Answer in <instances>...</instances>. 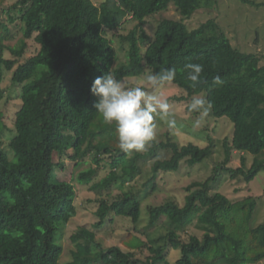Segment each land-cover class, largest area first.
<instances>
[{"label": "trees", "instance_id": "16d2710c", "mask_svg": "<svg viewBox=\"0 0 264 264\" xmlns=\"http://www.w3.org/2000/svg\"><path fill=\"white\" fill-rule=\"evenodd\" d=\"M5 2L0 0V101L9 71L12 84L20 86V104L14 111L8 150L1 147L0 138V264H59V238L76 214L74 185L59 177L66 170L65 160L74 159L70 148L78 150L81 158L89 154L95 158L97 167L80 170L76 178L97 194L98 220L91 229L82 226L71 234L74 249L66 264H253L264 259V224H251L256 199L249 196L233 202L208 191L210 179L190 183L182 207L172 200L147 207L149 226L163 217L173 226L161 237L162 247L129 233L120 240L127 250L118 245L104 248L93 230L102 227L111 213L138 222L141 205L135 188L113 198L108 191L112 184L141 173L146 159L153 161L143 185L152 191L161 171L173 172L182 160L192 166L212 155L211 143L178 145L170 139L156 141L131 157L122 152L114 125L105 124L95 111L97 97L90 91L93 81L109 70L123 80L174 68L173 84L189 97L204 94L212 102V115L233 123L232 137L224 140L223 163L233 152L242 155L240 166L225 168L231 176L248 182L264 170L260 57L235 48L214 19L194 29L181 20L162 19L153 36L143 27L147 17L166 10L170 2L186 19L211 0H105L99 6L91 0H15L4 7ZM123 15L137 24L127 34H118L127 44V59L114 66L117 55L107 34L117 31ZM16 19L19 24L11 30L9 24ZM17 35L21 36L12 44ZM28 40L38 49L25 57ZM188 63L203 65L196 88L186 79ZM215 76L223 79V85L213 84ZM2 116L0 111V137L6 129ZM160 150L169 156H159ZM245 153L253 155L249 166ZM102 162L107 171L98 177ZM197 210L202 235L181 238L177 228L182 229ZM143 248L149 255L141 260L137 254ZM169 249L180 251L173 263L168 260Z\"/></svg>", "mask_w": 264, "mask_h": 264}, {"label": "rangeland", "instance_id": "374dc122", "mask_svg": "<svg viewBox=\"0 0 264 264\" xmlns=\"http://www.w3.org/2000/svg\"><path fill=\"white\" fill-rule=\"evenodd\" d=\"M15 0H6L4 7L12 4ZM95 5L99 6L105 0H91ZM256 5H250L241 2L240 0H211L209 6H204L196 10L189 18H182L172 2L169 3L166 10L157 12L145 19L143 25L146 33L153 36L158 22L162 19H173L183 21L189 29H194L200 24L209 19H214L220 26L222 31L229 38L231 44L242 52L253 53L260 57L259 65H264V0H251ZM17 17V15H15ZM5 19V15H1ZM121 25L116 32L107 34L112 38V44L116 51V61L114 66L122 61H126L127 44L121 42L118 34H127L137 24L136 21L130 20V15H123ZM19 21L16 19L14 24H9L11 30H14ZM21 35H17L16 39L11 43L14 44ZM28 47L24 56L33 55L38 49V45L28 40ZM144 48V47H143ZM9 56V53H7ZM140 76L127 77L123 79L129 87H145L147 91L166 97L170 104V111L177 118V127L174 130H169L167 125L158 122V139L157 141L170 139L178 145H183L188 142H193L201 147H205L209 143L212 144V155L201 162L190 166L185 160L180 162L178 170L173 172L161 171L155 179V188L148 191L143 185L145 174L149 172V166L153 158L146 159L142 165L141 173L136 174L132 178L122 182L118 181L109 188V197L113 198L121 192L135 188L138 192V197L141 205V215L138 222L133 223L129 218L118 217L113 213L109 214L106 222L102 227L93 229L96 232V240L101 243L102 247L107 248L111 245H118L124 250L127 248L120 242L121 238L131 233L153 246L162 247L164 244L163 237L168 229L173 226L168 225L165 218H161L153 226L148 225V206H156L167 200L176 202L180 207L184 205L185 196L187 194L185 188L194 181L209 180L208 191L219 192L227 196L231 201H240L249 196H253L256 201V207L253 212L251 224L256 226L264 224V170H260L254 179L246 181L243 177H232L228 169L241 165L240 156L242 153L233 152L231 159L226 164L224 160V140L230 139L233 134L234 125L228 117L222 116L215 118L210 112L209 116L204 121L201 128L193 130L192 121L197 119L196 113L188 111V104L193 96H188L178 85L170 84L163 88L153 90L150 86H146L143 77ZM11 72L7 71L2 83L5 90L3 99L0 101V111L2 112V120L6 125V129L1 135V141L4 149H7L9 137L12 136L14 111L19 107L20 86L12 84ZM194 96H204L198 94ZM70 154L74 159L67 158L65 160L66 170L59 177L72 181L75 189L74 204L76 206V214L66 224L59 241L62 245V254L59 259V264H66L72 259V250L74 244L71 241V234L79 227H92V224L98 219L95 216L98 202L96 201L97 194L89 190V185L80 183L76 176L80 170L88 169L89 167H97L95 158L89 154L85 158L79 157V151L69 149ZM161 157H168L166 151H159ZM246 163L249 166L253 161V155L244 154ZM56 158V157H55ZM105 162L109 161L107 156L104 157ZM142 164V163H141ZM103 162L98 169V177H103L106 174L107 168L103 167ZM106 192H104L105 196ZM200 210L191 213L183 222V228L179 230L181 238H187L190 234L197 236L202 235V229L198 226L197 216ZM111 219V220H110ZM143 253L137 256L143 260L149 251L143 248ZM180 256L178 249L168 250V260L173 263ZM142 264V263H139ZM253 264H264V259Z\"/></svg>", "mask_w": 264, "mask_h": 264}, {"label": "clouds", "instance_id": "9594fccd", "mask_svg": "<svg viewBox=\"0 0 264 264\" xmlns=\"http://www.w3.org/2000/svg\"><path fill=\"white\" fill-rule=\"evenodd\" d=\"M186 79L191 87L196 88L201 83L203 65L188 63L185 66ZM174 68L162 69L159 72L147 71L143 77L145 85L153 90L172 84L176 79ZM220 76L213 78V84L223 85ZM97 97L94 104L105 124L114 125L118 137V147L128 156L145 151L158 139V122L167 125L169 130L177 127V118L170 111L166 97L149 92L145 87H129L126 82L117 79L109 70L97 77L90 89ZM213 108L212 102L205 96H193L188 104V111L197 114L192 121L193 130L202 127Z\"/></svg>", "mask_w": 264, "mask_h": 264}]
</instances>
